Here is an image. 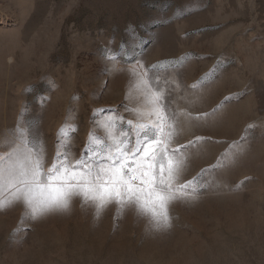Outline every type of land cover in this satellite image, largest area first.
<instances>
[{
    "label": "rangeland",
    "instance_id": "374dc122",
    "mask_svg": "<svg viewBox=\"0 0 264 264\" xmlns=\"http://www.w3.org/2000/svg\"><path fill=\"white\" fill-rule=\"evenodd\" d=\"M122 45L164 66L150 75L168 110L193 117L172 146L192 142L181 180L198 198L173 203L166 230L116 203L33 220L17 202L0 210V264H264V0H0V150L19 127L49 165L61 132L73 159L90 137L103 154L107 114L144 107L127 71H107Z\"/></svg>",
    "mask_w": 264,
    "mask_h": 264
},
{
    "label": "snow or ice",
    "instance_id": "6c2138e0",
    "mask_svg": "<svg viewBox=\"0 0 264 264\" xmlns=\"http://www.w3.org/2000/svg\"><path fill=\"white\" fill-rule=\"evenodd\" d=\"M105 59L112 65L107 71H127L133 82L128 98L136 93L144 101L142 109L131 110L138 119L108 113L101 127L110 143L103 145L101 154V145L90 137L79 159L72 158L62 143L61 132L50 165L44 145L27 139L26 130L18 127L9 140L10 150H0V193L8 198L7 202L0 200V210L23 203L35 220L54 211H67L73 198H82L84 204L95 205L97 217L109 204L116 203L121 210L133 208L138 214L150 216L157 230H166L172 226L171 205L198 198L199 189L192 187L194 181L181 180L185 166L182 152L192 142L172 146L181 118L193 117L187 112L169 111L164 87L167 81L162 83L159 76L150 75L164 66L145 67L123 45L107 50ZM121 60L131 66L121 69ZM132 133L135 143L130 147Z\"/></svg>",
    "mask_w": 264,
    "mask_h": 264
}]
</instances>
